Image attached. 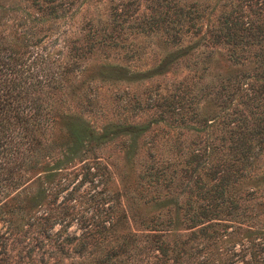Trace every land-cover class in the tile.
<instances>
[{"label":"trees","instance_id":"obj_1","mask_svg":"<svg viewBox=\"0 0 264 264\" xmlns=\"http://www.w3.org/2000/svg\"><path fill=\"white\" fill-rule=\"evenodd\" d=\"M74 1L29 0V5L21 8L0 4V208H6L11 216L18 212L20 225H32L34 214L29 212L36 197L29 196L28 190L40 176L35 174L37 168L46 167L51 160L53 149L65 150L62 161L77 160L89 169L100 160L96 151L100 144L130 146L136 136L146 132L150 138L140 176L145 178L146 202H162L149 215L142 233L143 249L152 251L150 264H250L252 259L264 264L263 249L260 256L250 249L247 260L238 255L248 250L250 235L264 239V170L252 167L264 152V0L112 1L106 19L84 20L80 28L85 42L70 46L76 58L69 64L57 61L50 72L47 64L59 57L47 52L40 41L57 26L55 18L71 10ZM142 4L148 13L140 9ZM216 6L219 13L204 24L205 10L212 12ZM27 18L29 23L21 31L4 32L8 20H20L19 26ZM140 32H161L170 45H176L182 34H200V42L210 47L203 57H210L211 45H217L225 48L232 63L247 68L235 75L224 72L218 82L196 73L190 87L177 85L169 95L156 91L155 98L150 93L143 103L148 115L145 121L126 122L121 116L124 106L118 105L123 109L96 128V117L88 118L96 113L91 105L95 96L84 95V105L78 102L81 100L66 103L65 78L71 71H78L72 76L79 75L83 69L78 59L96 44L115 46ZM202 68H206L205 61ZM201 100L215 105L212 114L204 112ZM60 119L65 120L64 125ZM158 134H171L173 143L168 149L153 148L156 142L152 139ZM187 137L193 146L185 149ZM79 146L85 148L75 158ZM88 150L91 155H85ZM216 152L222 153L219 161L214 160L219 157ZM202 173L213 176L208 179ZM60 175L66 177L67 173ZM11 188L14 193L9 196ZM70 208L64 204L63 214L71 213ZM49 218L44 214L43 221ZM58 219L65 220L56 215L51 221ZM115 225L109 218L91 222L79 236L66 232L59 244L93 237L101 229H115ZM178 225L183 226L178 229ZM241 232L246 234L239 236ZM123 236L117 248L133 249V235ZM220 248L226 254L223 259ZM115 251L108 250L106 259Z\"/></svg>","mask_w":264,"mask_h":264},{"label":"rangeland","instance_id":"obj_2","mask_svg":"<svg viewBox=\"0 0 264 264\" xmlns=\"http://www.w3.org/2000/svg\"><path fill=\"white\" fill-rule=\"evenodd\" d=\"M112 1L116 0H75L70 11L55 18L57 26L40 41L41 45H46L47 52L55 58L59 57L53 63L47 64L48 71H54V66L60 61L62 64L68 61L69 64L70 60L76 58L70 52V46L75 42H85V32L80 28L84 20L90 17L106 19ZM0 4L21 8L29 5V0H0ZM140 9L146 11L145 13L149 12L145 4H142ZM205 12L207 14L203 18L204 24L209 22L208 20H213L219 9L216 6L212 12L209 8ZM19 21L8 20V27L4 32L12 35L27 27L29 23L27 18L24 23L17 26ZM199 35L189 32L182 34L176 45H170L165 42V35L161 32H140L129 35L128 41H121L115 46L96 44L91 52L78 59L83 69L79 75L72 76L78 71H71L65 78L68 92L67 96L65 93L63 97L66 103L75 104L81 100L78 102L84 105L87 102L84 100L85 96L90 98L95 96L96 99L91 101V105L96 109V113L93 112L88 118L91 120L96 117L94 121L96 128L114 117L115 113H119L123 109L122 106L124 111L121 116L126 122H142L148 116L143 103L150 93L152 98H155L156 91L161 95H169L175 93L177 85L190 87L196 78L195 74L199 72L205 75V80L218 82L220 78H224V72L235 75L247 68L232 63L227 58L225 48L217 45H211L214 50L210 57H203L204 51L210 47L200 42ZM204 61L206 68H202ZM59 98L61 96L56 97ZM200 106L206 114H212V109H216L212 102L206 100H201ZM60 121V124L64 125L65 120ZM109 129L113 130L112 127ZM189 135L190 138L192 135ZM170 136L156 135V138L152 139L156 142L153 148L168 149L173 143ZM149 138L150 136L143 132L135 137L134 144L130 146L122 147L120 143L115 142L100 144V147L96 148L101 155L100 160L89 169L81 166V162L77 160L62 161L65 150L53 149L50 153L51 160L46 167L37 168L35 174L40 173V176L32 180L31 188L28 190L29 196L36 197L29 212L34 214V223L22 226L17 218L18 212L11 216L6 208H0V256L3 264H110L109 261H114L113 264H150L152 251L143 249L142 233L146 230L149 215L157 211L162 202L159 205H154L152 201L146 202L148 191L144 189L145 178L140 176L141 163L145 161ZM187 146L189 148L193 146L189 143L188 137L185 149ZM77 148L75 158L85 147ZM89 153L90 150L86 151L85 155ZM216 156H219L214 159L216 161L223 157L221 152H216ZM252 167L257 171L264 170V152L253 161ZM59 172L67 173V176L62 177ZM202 174L208 179L213 176ZM254 174L252 173V176ZM97 177L100 179H96ZM13 193L14 190L11 188L9 196ZM67 197L69 199H66ZM37 198H40L39 202ZM64 204L71 206L70 211L73 209L71 213L63 214ZM44 214L50 216L49 220L43 221ZM56 215H61L65 220L60 222L58 219V222H52L51 218ZM103 218L116 222L115 229H101L95 232L93 237L84 240L71 238V242L59 244L60 238L66 232L79 236L87 228L85 226H89L91 222L92 224L100 222ZM182 226L178 225V229ZM123 233L128 234V237L133 235L135 238L133 249L117 248V244L125 237H121ZM241 234L246 233L241 232L239 236ZM238 243L239 248L241 245ZM248 245L247 251L239 252V259L247 260L250 257V249L252 252L257 250L258 256L261 255L262 249V254L264 253V239L258 237L253 239L250 235ZM108 250L116 251L110 254L111 257L107 260ZM225 255L224 248H220V259ZM227 255H230V252ZM250 264L258 263L252 259Z\"/></svg>","mask_w":264,"mask_h":264}]
</instances>
